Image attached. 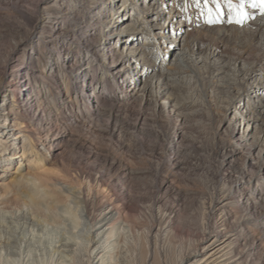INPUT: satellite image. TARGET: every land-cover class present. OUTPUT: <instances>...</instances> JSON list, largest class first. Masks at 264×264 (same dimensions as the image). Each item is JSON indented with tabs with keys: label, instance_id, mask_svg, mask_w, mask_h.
Segmentation results:
<instances>
[{
	"label": "rangeland",
	"instance_id": "1",
	"mask_svg": "<svg viewBox=\"0 0 264 264\" xmlns=\"http://www.w3.org/2000/svg\"><path fill=\"white\" fill-rule=\"evenodd\" d=\"M64 1L39 0L40 9L34 21L25 23L14 16L12 22L18 23L16 27L0 25V67L14 51L15 57L31 62L38 70L43 69L50 76L42 88L46 113L52 111L50 114L60 125L73 124L67 127L70 133L60 140L61 145L48 153L21 133L14 116L9 114L8 124L12 129L6 141L14 150L4 164L8 169L0 179L7 183L21 164L22 174L64 180L77 189L81 183L69 181L76 173L95 176L114 161L104 179L124 212L132 216L135 229L126 237V243L121 242V246L114 248L113 264H161L153 238L159 226L156 220L159 212L172 219L173 236L165 235L159 240L174 252L176 261L182 250L213 225L214 214L224 200L227 202L225 216L230 222L245 223L242 231L245 236H250L246 230L248 225L256 234L262 233L263 229L256 225L264 215V60L255 65L252 56L238 59L242 51H251L248 42L252 28L245 23L243 26L229 24L227 16L217 24L208 25L201 14L204 0L199 3L189 0L186 5L179 0V8L189 7L194 11L193 23L182 27L177 40L169 37L172 35L169 33L166 41L169 54L166 58L158 57L153 52L155 45L143 44L146 37L149 41L148 34L151 35L149 20L154 25L153 17L160 18L167 7H158L153 0H104L105 5H113L115 9V26L107 34L111 36L108 45L113 51L121 53L124 45H137L150 52L149 60L143 64L145 68L138 69L140 74L130 88L135 91L134 97L126 98L120 96L116 79L103 75L115 63L110 57H104L94 62V66L89 65V58L82 51L85 42H80L79 36L75 44L63 51L62 60L59 52L50 56L43 54V43L38 40L44 27L42 23L51 15L62 18ZM96 2L99 0H77L73 4L87 8L82 19L89 21L93 12L98 15L101 11V5ZM208 6L214 7L211 3ZM7 8L6 2L0 0L3 21L11 17ZM107 9L98 22L112 21ZM125 26L130 28L121 35ZM114 32L121 38L117 42ZM196 35L203 37V43L217 42L209 67L194 63L187 69L170 68L161 84H153L154 73L174 64L175 56L188 50ZM253 45L255 52L259 46L255 42ZM80 70L90 72L80 79L77 75ZM8 88L0 73L3 114L10 109ZM34 148L37 156L32 153ZM41 157L43 166L36 168ZM9 201L0 207V264H49L50 258L53 262L58 256L53 251L61 243L52 230L62 226L50 224L35 228L34 233L24 237L20 225L16 227L15 222L22 224V221L14 219L19 214L14 197ZM1 215L5 217L4 224ZM75 219L77 227L73 232L79 234L84 226L80 218ZM78 243L75 240L73 247L67 245L72 258L79 257ZM169 260L173 264L175 259Z\"/></svg>",
	"mask_w": 264,
	"mask_h": 264
},
{
	"label": "bare ground",
	"instance_id": "2",
	"mask_svg": "<svg viewBox=\"0 0 264 264\" xmlns=\"http://www.w3.org/2000/svg\"><path fill=\"white\" fill-rule=\"evenodd\" d=\"M75 1L77 0L64 1L63 9L60 11V14L64 16L61 19H58V15H51L45 18L42 23L44 26L42 33H40L38 38L43 43V54L50 56L59 52L62 54L58 53L59 58L62 60L63 51L68 50L72 44H75L76 36H79L80 42H85L82 51L86 52L85 55L89 58L88 64L94 66V62L104 57H110L115 64H112L110 68L107 66L108 69L103 72V75L116 79V85L120 86V92L122 93L120 96H125L126 98L134 97L135 91L130 90V88L133 85V81L140 74L138 69L140 67L142 69L145 68L143 64L149 60V50L137 45L135 47L124 45L122 52L116 53L108 45L111 36H107L108 30L115 26L113 23V12L115 10L113 5L107 6L108 4L105 5L104 0H99L96 5H101V8L99 7L101 11L98 15L93 12L91 14L93 18L85 21L82 17L87 14V8L84 5H74L73 2ZM3 2H6L8 6L6 9L7 14L10 12L9 16L11 17H7L3 21V10L0 9V25L11 28L18 25V23L12 22V17H18V19L28 23L34 21V16L40 9L39 0H3ZM153 2L158 3V7H167V10L166 8L163 10L160 18L153 17L155 19L154 25H151L149 20L148 26L151 35L148 34L149 41L146 37L147 42L145 41L143 46L155 45L156 49L154 48L153 52L158 57L163 56L166 58L167 54H169V52H166V41L169 33H172L169 37L177 40L179 33L183 32L182 27L186 26V23H189V25L193 23L194 11L189 7L187 9L179 8V0H153ZM186 2H189V0H182V4L186 5ZM105 9L111 14L110 18L112 21L98 22L99 16L103 11L105 12ZM245 11L250 13L245 24L249 25L253 30L248 42V47L251 51L250 53L242 51L238 59L242 57L247 59L252 56V62L255 65H259L264 60V16L259 15L258 9L249 11L245 6ZM96 15L98 17H94ZM129 28L130 26H125L123 28L125 29L123 30L124 32L120 29V32H123H121V35L127 33ZM113 35L118 37L114 39L115 42L121 39L117 33L114 32ZM203 41L202 36L196 35L188 50L182 52V54L174 55V64H168L165 69H159L157 73H154L153 78L155 80L153 84H161L167 78L165 73L170 68L187 69L189 65L194 63H202L207 66L218 45L215 41H208L210 43H203ZM253 42L259 46L255 52L252 51ZM12 53H9L0 67V73L9 85L7 92L10 98L9 112L3 114L4 112L2 111L5 109L0 108V177L8 169L4 164L11 159L12 155L10 152L14 150L6 141L12 129L8 124L9 114L14 116L20 132L26 135L27 138L33 139V142L38 143L48 153L52 152L60 144V140L63 137L68 136L70 129L67 127L73 126V124L69 126L60 125L56 117L50 114L52 111L46 113L47 104L45 103L46 98L43 95L42 88L44 82L50 76L45 75L43 69L38 70L31 62H25L22 57H15ZM76 62L78 61L76 60ZM117 64L118 66H116ZM50 70L52 71V68ZM87 71L80 70L77 74L78 78L86 77L90 70ZM145 72H148V68ZM126 75H128L127 78L125 77ZM262 76L264 77V73ZM88 101L90 102V100ZM32 147H35V145ZM33 150V155L37 156L38 151L36 148ZM22 156H24V153ZM43 163L44 158L41 157L36 168L42 167ZM113 166L114 161H111L105 166L106 170L95 176L79 171L73 180H69L70 182L81 183V187L74 189L64 180L60 181L50 177L44 180L41 176L34 173L22 174L20 164L14 172L15 176L10 178L7 183L0 179V207L9 204L10 197H14V202L17 204L16 208H18L19 212L14 219L22 221V224L18 221L15 223L16 227L20 225L21 235L24 237L34 233L35 228H46L50 224L62 226V229L55 228L52 230L60 237L61 245L53 251L58 256L53 262L52 258H50L49 264H56L57 261V264H64L65 262L67 264H96L99 261L100 264H113L114 257L112 255L114 248L118 247V245L121 246V242H125L126 237L132 235L135 229L132 216L124 212L122 209L123 205L120 204L105 182L104 176L111 171ZM68 204L72 206H68ZM226 205L227 202L224 200L214 214L216 220L213 225L207 228L189 247L182 250L177 261L176 256L173 255L174 252L169 250L170 248L163 246L159 240V237H164L165 235L173 236L172 219L166 213L159 212L156 215L159 226L154 231L153 238L155 247L159 250L158 254L161 264H169V259H175L173 264H261L264 261V248L262 247L264 242V215L256 225L260 226L263 232L256 234L248 225L246 230H248L250 236H245L242 231L246 224L241 221L230 222L224 213ZM76 217L80 218L84 226L79 234L73 232L77 227ZM11 218H13L12 215ZM14 219L11 220L13 221ZM1 223H5L3 215H1ZM75 240L79 241L77 244L80 247L79 257L72 258V256L68 255L70 250L67 245L71 244L69 248L73 247L76 245H72ZM98 256L100 257L95 262Z\"/></svg>",
	"mask_w": 264,
	"mask_h": 264
},
{
	"label": "snow or ice",
	"instance_id": "3",
	"mask_svg": "<svg viewBox=\"0 0 264 264\" xmlns=\"http://www.w3.org/2000/svg\"><path fill=\"white\" fill-rule=\"evenodd\" d=\"M199 3L200 0H195ZM211 3L214 7H209ZM245 5L249 9H258L259 15L264 16V0H204L202 15L208 25L217 24L227 16L229 24L243 26L250 13L245 11Z\"/></svg>",
	"mask_w": 264,
	"mask_h": 264
}]
</instances>
